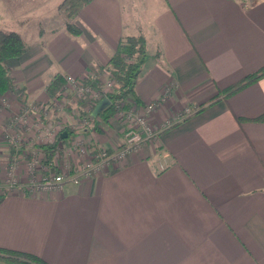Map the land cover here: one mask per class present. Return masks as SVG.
Here are the masks:
<instances>
[{"label": "crops", "instance_id": "obj_1", "mask_svg": "<svg viewBox=\"0 0 264 264\" xmlns=\"http://www.w3.org/2000/svg\"><path fill=\"white\" fill-rule=\"evenodd\" d=\"M60 1L0 0V29L29 45L8 61L15 93L49 98L55 75L92 76L120 37L142 34L139 104L169 88L150 123L192 113L80 184L1 196L0 247L47 264H264V121L253 120L264 77L197 111L264 66V0H91L75 17L78 35ZM109 119L95 132L106 147L117 138Z\"/></svg>", "mask_w": 264, "mask_h": 264}, {"label": "built area", "instance_id": "obj_2", "mask_svg": "<svg viewBox=\"0 0 264 264\" xmlns=\"http://www.w3.org/2000/svg\"><path fill=\"white\" fill-rule=\"evenodd\" d=\"M104 75L109 76V72L104 71ZM64 78L65 81L62 86L64 94L57 96L60 102L64 104L65 99L66 103H70V100L75 98V100L77 99V106L79 108V103L82 102V99H84L88 105L86 109L80 108L83 113H81V110H76L75 140L67 143L66 147H62V160H58V156L52 157L49 160L44 159L43 162H46V165L43 170L37 159H30L27 162L26 168L27 173L29 172L28 174H33L35 182H32L31 179L24 178L22 173L19 174L16 169L18 167L17 163L19 162V160H17V155L21 157L24 154L26 155L27 151L20 149L22 153L19 154V148L16 147L17 143L11 135V129L18 123V116H14L10 119L4 128L2 126L3 130L5 129V138L8 140L7 143L11 145L12 153H14L13 156L10 157L11 159L7 171L8 175L6 177L7 183L4 185V190H6L7 193L13 190L24 192V189H27L30 191L29 193L34 194L39 191L56 189L66 183L75 185L80 184L83 180H88L95 174L106 171L111 166L123 162L130 151L136 150L143 144H156L161 131L172 124V121L169 119L162 121L158 125H153L149 121L152 112L157 109L168 94L169 88L166 86L160 97L145 102L144 104H139L129 99L128 106L122 108L121 104L117 103L116 111L112 117L119 121L122 128L117 135L115 143L110 147H106L95 139L96 130L91 120L87 117V114L90 111L92 101L99 100L102 93L105 94L113 91V80L109 77L105 78L102 85V93H100L86 82V77L64 75ZM23 102H25V100H23ZM53 103L57 107L61 106L56 99ZM23 105L21 112L19 111L21 117L34 113L36 109L35 105L29 103H23ZM191 113L192 110L185 107L183 111L174 118L183 117ZM95 120L97 122L102 121L101 117L98 116L94 121ZM37 123V125H40L39 122ZM41 128L46 140H50L52 137L50 126L42 125ZM9 131L10 135L7 134ZM62 132H66L64 137L61 136ZM43 135L40 134L41 137H43ZM67 136L68 132L65 131L64 128L57 131V138L66 139ZM161 156L162 159H159L157 162L158 171H162L167 167V162L164 159L165 155L163 154ZM37 169L40 170V173L34 172L35 170L37 171ZM43 172H45V174H42ZM4 190H0V195Z\"/></svg>", "mask_w": 264, "mask_h": 264}, {"label": "trees", "instance_id": "obj_3", "mask_svg": "<svg viewBox=\"0 0 264 264\" xmlns=\"http://www.w3.org/2000/svg\"><path fill=\"white\" fill-rule=\"evenodd\" d=\"M90 1L91 0H61L58 4V10L65 18V26L70 34L78 35L81 32L79 26L72 20L75 19L81 9ZM28 48V43L18 32L14 30L0 29V101L7 91H13L17 86L11 77V66L8 64V61L10 59L20 57L27 51ZM145 57L146 40L142 34L122 36L119 38L115 50L106 64L95 65L92 69V76L86 77V82L97 89L100 93H102L103 83L98 76H100V74L104 71H108L109 78L113 80V91L105 94L102 93V96L99 99L101 100L103 97H107L109 99L108 105L98 114V117H101L103 122H107L108 118L114 114L117 103H120L122 108H126L128 106L129 99L139 103L134 89ZM262 77H264V66L245 75L240 80L219 91V93L207 103L201 104L197 111L216 100L219 96H221L220 93H222L223 98H227L230 94H233ZM64 81V75H55L46 87L48 96H59L57 93L62 87ZM99 100L91 102V108L87 114V117L92 123H94V119L97 117L92 114V110ZM81 113L83 112L81 111ZM236 119L238 121L242 120L240 117H236ZM253 120L264 121V113L253 118ZM93 125L95 129L97 128L98 133L103 132L102 129L96 127L97 124ZM50 150L51 146L46 145V152ZM0 264L47 263L33 253L0 247Z\"/></svg>", "mask_w": 264, "mask_h": 264}, {"label": "rangeland", "instance_id": "obj_4", "mask_svg": "<svg viewBox=\"0 0 264 264\" xmlns=\"http://www.w3.org/2000/svg\"><path fill=\"white\" fill-rule=\"evenodd\" d=\"M135 1V0H133ZM131 6V4H130ZM73 22L75 21L72 20ZM1 22V21H0ZM104 75V72L100 74L101 77ZM109 76H104V78H107ZM102 81V80H101ZM104 81V80H103ZM102 81V83H103ZM64 83L62 84V86ZM19 90V87L16 86V88L13 91H7L2 97L0 101V112L3 113L1 117V140L2 144L5 147L2 156V160H0V171L2 174H0V190H4L5 184L7 183L6 177L8 175V165L10 161V157L13 156L14 153H12V147L7 143L8 140L5 138V129L3 128L7 125V122L12 119L14 116H18V123L11 129V135L14 137V141L17 143V146L19 148V154L22 153L21 150L27 151L26 155L24 154L21 157H18L17 160L19 162L17 163L18 167L16 168L18 173H22L24 178L31 179L32 182H35L33 179V174L27 173V162L30 159H37L39 163L41 164L42 170L44 166L46 165V162L44 163V159H51L52 157L58 156V160H62L63 154H62V147H66L67 143H70L75 140V114L77 113L76 110H81L77 106V99L75 98L70 100V103H66V100L64 99V104L60 102L58 97L53 96L46 98L44 100H26L23 98V94L15 93ZM64 94V90L62 87L58 91L57 95ZM16 95V96H15ZM57 100L61 106L57 107L53 103L54 100ZM25 100V102H23ZM23 103H29L31 105H35L36 109L34 110V113L27 114L25 117H21L22 107L24 106ZM23 105V106H22ZM91 108V107H90ZM82 111V110H81ZM4 116V117H3ZM98 116V115H97ZM184 117V116H183ZM183 117H177L172 120L176 121L178 119H182ZM110 118V119H109ZM108 119H113L112 116H110ZM39 122L40 125H37ZM107 122L96 120L93 124H97L96 127L105 126V124H110ZM42 125L50 126V131L52 133V137L50 140H46V137L42 133ZM118 125V126H117ZM3 126V128H2ZM117 126L116 129V135L120 132L122 125L119 123L118 120L113 119L112 120V127ZM65 129V131L68 132V136L66 139H60L56 137L57 131L59 129ZM38 129V130H37ZM96 131L97 128L95 129ZM3 131V133H2ZM98 133V132H97ZM10 135V131L7 133ZM40 134L43 135V137L40 136ZM103 134V133H100ZM19 137V138H18ZM46 145L51 146V150L46 152ZM62 145V146H61ZM45 146V147H44ZM21 149V150H20ZM46 152V157H45ZM41 159V160H40ZM37 168V167H36ZM52 171V170H51ZM34 172L40 173V170L37 169ZM42 174H45L43 172ZM24 192L29 193L30 191L27 189H24ZM7 191L4 190V192L1 195L6 194ZM0 195V196H1Z\"/></svg>", "mask_w": 264, "mask_h": 264}, {"label": "water", "instance_id": "obj_5", "mask_svg": "<svg viewBox=\"0 0 264 264\" xmlns=\"http://www.w3.org/2000/svg\"><path fill=\"white\" fill-rule=\"evenodd\" d=\"M109 103V99L107 97H103L100 101H98L96 103V105L94 106L93 110H92V114L94 116H97L100 111L105 107L107 106ZM66 135V132H62L61 133V136L64 137Z\"/></svg>", "mask_w": 264, "mask_h": 264}]
</instances>
